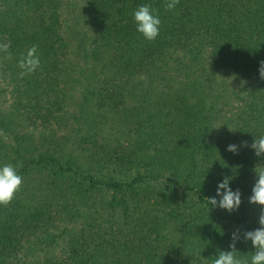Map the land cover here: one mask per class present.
<instances>
[{
    "label": "trees",
    "instance_id": "1",
    "mask_svg": "<svg viewBox=\"0 0 264 264\" xmlns=\"http://www.w3.org/2000/svg\"><path fill=\"white\" fill-rule=\"evenodd\" d=\"M84 1L93 36L92 46L81 41L84 57L100 61L107 49L131 50L139 58L129 57L124 66L136 72L153 67L156 60L162 63L165 52L189 54L197 62L208 47L214 67L244 82L254 81L259 89L248 91L253 100L235 117L241 124L231 140L205 142L214 104L205 102L204 82L193 88L188 80L179 95L164 93L146 105V99L138 101L136 113L129 117L134 131L147 122L151 128L157 122L158 129L142 132L144 137L135 140H119L127 128L124 116L131 112L114 95L111 80H101L105 87L86 86L78 92L80 106L74 114L63 116L46 108L42 123L54 120L58 125L43 126L47 131L35 142L18 132L20 125L14 119L21 116L19 111L29 106L31 98H36L34 105L38 99L58 105L66 87L72 90L81 82L56 68L65 47L59 36L58 10L63 3L0 0V42L11 45V58L0 59V72L9 74L14 90L11 110L0 112V133L12 141L0 139V164H12L23 177L22 189L11 203L0 206V264H212L220 251L230 250L236 229L241 236L236 254L248 256L254 249L243 240V233L259 226L250 219V205L243 199L251 193L245 167L255 160L241 145L244 138L264 135V80L259 78L264 61V0H180L172 11L165 10V0H138L139 6L150 4L161 19L160 33L151 42L136 31L132 17L136 6L116 5L125 0ZM33 44L38 46L41 65L21 79L17 62ZM182 57L177 54L176 62L184 67ZM109 64L104 68L112 71ZM255 100L262 104L258 107ZM154 103L157 110L150 115ZM144 113L148 115L143 118ZM165 120L179 130L174 134L178 145L169 149L163 146L160 132ZM69 121L66 136L59 133ZM110 123L117 136L112 141ZM230 144L237 145L235 154L226 151ZM225 177H231L233 191L241 192L242 203L231 213L213 208L206 200L220 199L217 185ZM155 182H160L159 187H154ZM66 194L74 205L71 220L82 222L75 232L55 226L62 203H67ZM148 200L153 201L148 204ZM24 241L29 246L18 255Z\"/></svg>",
    "mask_w": 264,
    "mask_h": 264
},
{
    "label": "rangeland",
    "instance_id": "2",
    "mask_svg": "<svg viewBox=\"0 0 264 264\" xmlns=\"http://www.w3.org/2000/svg\"><path fill=\"white\" fill-rule=\"evenodd\" d=\"M62 3L63 6H60L58 10V13H60L61 17V33H59V36L63 37L65 47L64 49H62V53L64 55L56 60V68L57 70H61L64 76L66 74L71 77L78 76L81 82L78 85H73L74 88L72 90L70 89V87H66L65 91L61 94L58 105H48L45 103L44 99H38L37 105H34L36 98H31L28 103L29 106L26 109L19 111L21 116H19L17 119H14L17 120L20 126H22V128L20 126H18L17 128L19 133L30 135L31 138H33L36 142L40 136V133L47 131V128H43V126L49 125V127L57 128L58 125L54 123V120L47 121L46 123L48 125L42 123L41 115L45 114L46 108H50V110L53 111L54 114L60 113L63 116H69L72 113L74 114V112H76V110L80 106V96L78 92H81L86 86L100 87L102 85L105 87L107 84H101V80H111L112 84L114 85V88L112 89L114 91V95L123 99L124 107L131 112V114H129L128 116H124L126 120L124 127H127L126 130H128V132L126 130H124V132H121V135L118 137L119 140H122L125 137L129 139L131 137L132 140L142 138L144 137V135L151 133L150 131L158 129V124L156 122V125L152 126L151 128L149 124H147V122L146 124H141V128L137 129L138 131H134V122L130 121L129 117L136 113V110H134V108L137 105L138 101H141V99H146L147 101L143 102V105H146L147 102L155 100V97L158 98L164 93L173 96H175V94L179 95L181 90L186 88L185 83H187L188 80L193 88L196 87V85L200 81L204 82L205 86L203 92L204 94L206 93L208 95V97H206L205 99V102L207 105L214 104V109L209 114V116H211L207 137L204 138L205 142H218L222 141L223 139L231 140L230 135L236 133L235 129L241 124V122H237L235 117L239 115V112H244L246 105L253 100V98L248 95V91H250L251 89H259L258 84H256L254 81L250 83L244 82L242 79L237 78L235 74H232L227 70L214 67L211 64L212 54L210 53V48L208 47H206L203 52H201L199 61L197 62L194 60L191 61L189 58V54L182 57L180 52H177L178 56L182 57L181 63L183 62L185 64L184 67L180 66V64L176 62L177 54H174L172 52H165L163 54L164 59L162 63L159 60L155 59L156 61L153 62V67L140 68L135 72V70H133L132 68L128 67L127 69L124 66L126 65V62L124 61H126L129 57L133 61H136L139 58L138 55L136 58V54H134V52L131 50L129 51L132 53V55L126 50H124V52H121L120 49L117 51L115 50V48L109 50L107 49L102 55L100 61H93L88 56L84 57L83 52L81 51V41L84 42L85 46L89 47L92 46V44L89 43H91V40L93 38V36L90 35L89 27L91 21L87 22L85 16V1L62 0ZM138 3V0H125L119 1V3H117L116 5L124 8L136 6V8L134 9L136 10L139 6L137 5ZM125 12L128 13L127 11ZM112 17L113 15L108 16L107 22H109L110 18ZM83 34H85L84 38L82 37ZM106 64H109V67H111L112 71L105 70L104 66H106ZM127 66H129L128 63ZM131 67L135 68V63L131 65ZM1 77H3L4 79H2ZM9 80V74L6 76L0 72V90H4V94L0 95V112H9L11 110L9 104L13 101L12 99L14 98V90L12 88L13 81ZM85 80L88 81L85 82ZM250 84L252 86H250ZM215 96H217L216 99L212 98ZM2 100H5V102H2ZM255 103L259 107L262 104V101L255 100ZM156 110L157 109L154 103L150 106V111L148 112L150 115H153ZM241 114L244 115V113ZM147 115L148 113H144L143 118ZM156 116L158 118H161V116L163 115L157 114ZM30 120H32L33 122H31ZM166 122V120L163 121V124L160 127V132L163 133V146L165 147V149H169L176 144L178 145V141L174 139V134L179 130L170 128ZM70 125L71 121L65 124V128L61 126V131H59V133L61 132V134L66 136L67 130L70 129ZM110 128L111 133L109 134V140L112 141L117 136L114 134V131H112L113 124L111 123ZM142 132L144 134L143 136L140 135ZM254 137L244 138L242 142L246 141L248 145H250ZM0 139L8 143H12L11 139L7 136H4L2 133H0ZM238 142L240 143V141ZM247 150L248 158H251V151L255 160L252 163L251 167H245V169H248V175H250L249 179H251V190L257 179V175L254 169L259 170L261 168H264V157H257L250 147H247ZM0 166H3V164H0ZM159 183L160 182H155L153 184L154 187H159ZM21 189L22 185L20 187V190ZM250 194L243 196V199L249 201ZM67 195L68 194L65 195L67 203H62L60 208V215H58L55 226L57 227V230H60L63 226H65L68 230H74L75 232L81 227L82 222L80 219L73 221L71 220V215L74 213V205L71 202V196ZM148 201V204H151L153 200ZM141 202L143 203L144 200H141ZM50 204L52 207L55 206L54 201L52 203L50 202ZM249 205L250 207L248 214L252 217L250 219L253 220V223H255L254 225L259 226L258 217L261 208L259 205L255 204L249 203ZM66 216L68 217V219ZM170 225L171 224L169 223V226ZM28 246L29 243H26V241H24L21 244V249L18 251V255H22ZM22 262L23 261H18L15 263L23 264ZM182 264L198 263L194 261H185Z\"/></svg>",
    "mask_w": 264,
    "mask_h": 264
},
{
    "label": "clouds",
    "instance_id": "3",
    "mask_svg": "<svg viewBox=\"0 0 264 264\" xmlns=\"http://www.w3.org/2000/svg\"><path fill=\"white\" fill-rule=\"evenodd\" d=\"M180 0H165V10L172 11L179 4ZM133 21L136 25V31L140 33L146 41H154L160 33L161 19L156 10L150 4H143L137 7L133 12ZM10 42H0V59L11 58L9 52ZM38 46L33 44L26 53L21 54L17 67L20 69L18 76L24 78L34 73L41 65L40 57L37 54ZM259 78L264 80V61H260ZM241 146L250 147L257 157L264 155V135L254 137L250 145L242 142ZM227 151L236 153L237 145L230 144ZM257 179L251 189L249 203L259 205L261 208L258 224L254 230L243 233V240L250 241L254 249L246 257L238 256L236 253V243L240 240V230L236 229L231 235V243L228 251H220L212 264H264V168L254 169ZM231 177H225L217 185L216 196L207 198L208 205L213 208L219 207L228 212L236 211L240 204L241 192L239 189L233 191L229 186ZM23 183V177L17 172V168L12 164L0 166V206H8L14 199L15 194L20 190Z\"/></svg>",
    "mask_w": 264,
    "mask_h": 264
}]
</instances>
